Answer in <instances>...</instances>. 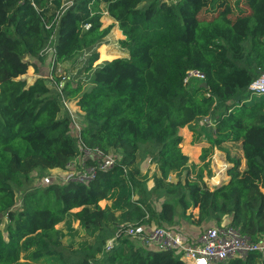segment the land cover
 <instances>
[{"label":"trees","instance_id":"1","mask_svg":"<svg viewBox=\"0 0 264 264\" xmlns=\"http://www.w3.org/2000/svg\"><path fill=\"white\" fill-rule=\"evenodd\" d=\"M105 13L114 22L107 27ZM115 26L127 57L94 66ZM49 44L53 70L44 53ZM79 56V81L60 87L57 67ZM31 67L38 76L28 82L22 76ZM189 71L204 80L186 82ZM263 72L264 0H0V225L8 221L0 264H187L175 250L137 243L127 225L179 233L180 221L214 222L263 241L264 95L249 94ZM62 98L82 112V142L113 152L118 164L90 183L30 186L34 171L67 170L80 154ZM203 118L213 120L212 148L230 165L229 181L214 190L203 182V167L190 180L181 149L179 131ZM239 142L244 170L242 158L224 147ZM149 156L159 163L150 189L139 167ZM172 172L176 182L168 181ZM153 197L165 198L159 209ZM104 200L110 204L101 207ZM68 217L95 236L93 244H63L57 226ZM217 264L264 258L250 252Z\"/></svg>","mask_w":264,"mask_h":264},{"label":"rangeland","instance_id":"2","mask_svg":"<svg viewBox=\"0 0 264 264\" xmlns=\"http://www.w3.org/2000/svg\"><path fill=\"white\" fill-rule=\"evenodd\" d=\"M168 1H174V0H168ZM242 8V11H247L244 4L240 5ZM104 7V6H103ZM208 17V15H207ZM210 18V16L208 17ZM103 26L107 27L111 24H113V20L109 18L106 13L105 16L102 18ZM120 38H123L121 31L118 30V26H115L113 30L111 31L110 35L106 38L104 41V44L98 49L100 56L99 59L95 62L94 66L104 62V61H112L116 58H123L127 57L125 51H123L119 44L118 40ZM84 62V57L79 56L76 61L66 63L64 65H60L57 67L56 71L54 72L55 80H60V83L62 84L66 81H71L72 83L76 84L77 81H79L80 77H77L78 70L82 67ZM39 65V66H43ZM46 72H47V64H46ZM48 73V72H47ZM47 75V74H45ZM37 77V74L35 72L34 68H30L26 75L22 76V78H25L28 80V82L34 81V79ZM51 81V80H50ZM53 81L51 84L56 86L58 88L59 84L58 82ZM189 82L192 84H198L201 82L200 79L197 77H193L189 80ZM55 87V88H56ZM88 88V85L85 86V89ZM70 108L73 110L78 111V107L75 103H71ZM80 120V119H79ZM213 120L208 118L200 119L197 123L193 124L191 127H185L179 131V134L182 136L183 141L181 143V149L182 153L186 156H188V170L191 174L190 180H194L197 178L198 173L200 172V169L203 167V182L210 188V190H214L217 187L226 184V182L229 181V177L227 175V169L229 168V164L226 160V156L223 152L218 150L217 148H212V143L210 141V137H213ZM201 134L200 139L194 140L195 134ZM224 147L227 148L230 151V154L232 156H236L239 158H242V166L241 170L245 169V161L243 160V153L241 149V143H226L224 144ZM206 153V159L203 160V155ZM139 161V158L137 159V162ZM209 162V167L205 168V163ZM141 176H148L151 178L150 181L147 184L148 189H150L153 186V174L159 175V163L156 156H149L146 160L139 163ZM187 173V171L184 172V176ZM61 174H64V172L59 170H47L40 175V172L38 170L34 171L31 174V177L33 178V181L30 183V186H46L44 183V179L46 177H52V180L55 181L58 176ZM142 178V177H140ZM177 177L176 173L172 172L170 174V177L168 181L170 182H176ZM202 185V181L200 183ZM165 199V198H164ZM164 199H156L153 197L154 200V206L155 208H160L161 203L164 201ZM166 200H171L169 198H166ZM107 204H110L108 200H104L100 202L101 207H105ZM73 212H76L73 211ZM180 212V210H178ZM190 212V211H189ZM197 214V210L194 211V215ZM7 218H4L2 221V224L0 225V231L3 232L4 236H6L5 227L7 223ZM197 226L198 228L201 227ZM205 229L202 230L200 235L210 227L216 226L214 222H208L207 225H205ZM157 228V227H152ZM160 228V227H158ZM57 229H59L62 233V241L65 246H71L73 248H80L85 245H91L94 243L95 236H91L88 232H86L84 229H82L79 226L78 221L74 220L72 217H68L65 222L59 224L57 226ZM179 232V231H178ZM96 234V233H94ZM179 234H181L179 232ZM186 236V235H185ZM137 243H140V240L138 238H132ZM111 241V240H109ZM108 241V243H109ZM107 243V244H108Z\"/></svg>","mask_w":264,"mask_h":264},{"label":"built area","instance_id":"3","mask_svg":"<svg viewBox=\"0 0 264 264\" xmlns=\"http://www.w3.org/2000/svg\"><path fill=\"white\" fill-rule=\"evenodd\" d=\"M44 53L50 57L51 70H53L56 64L55 49L49 44ZM193 77H197L201 81L205 78L197 71H189L185 81L188 82ZM49 78L52 79V76ZM60 87H62V83ZM249 94L251 96L264 95V72L250 85ZM61 102L63 110L71 117L80 154L68 164L67 170L55 169L64 172V174L58 176L55 181L52 180V177H46L44 183L46 185L70 182L90 183L99 171L117 165L119 157L113 152H105L100 148L84 144L79 136L81 130L79 114L82 113L70 108L71 103L73 104L72 101L62 98ZM125 234L132 238H138L141 245L149 248L160 251L175 250L180 254L181 260L187 264H217L236 256L244 257L250 252H258L264 258V240L257 244L252 243L231 227L207 228L195 240L187 239L166 228L157 227L146 230L142 225H127ZM112 243L113 240L109 241L106 246L107 250H110Z\"/></svg>","mask_w":264,"mask_h":264},{"label":"crops","instance_id":"4","mask_svg":"<svg viewBox=\"0 0 264 264\" xmlns=\"http://www.w3.org/2000/svg\"><path fill=\"white\" fill-rule=\"evenodd\" d=\"M121 39V38H120ZM38 76V75H37ZM74 103V102H73ZM78 107V106H77ZM79 108V107H78ZM78 111H80V109H78ZM81 112V111H80ZM82 113V112H81ZM227 183V182H226ZM208 222H205L202 224L201 227H197L194 225L189 224L186 221H180L177 225H176V229H178V231L182 234L183 236H185L187 239H191V240H195L196 238H198L200 236V233L202 232L203 229H205V225H207ZM200 228H202V230H200Z\"/></svg>","mask_w":264,"mask_h":264},{"label":"water","instance_id":"5","mask_svg":"<svg viewBox=\"0 0 264 264\" xmlns=\"http://www.w3.org/2000/svg\"><path fill=\"white\" fill-rule=\"evenodd\" d=\"M202 86L207 88V84L206 83H203ZM0 217H1V215H0Z\"/></svg>","mask_w":264,"mask_h":264}]
</instances>
